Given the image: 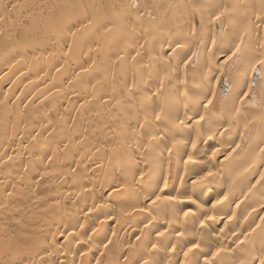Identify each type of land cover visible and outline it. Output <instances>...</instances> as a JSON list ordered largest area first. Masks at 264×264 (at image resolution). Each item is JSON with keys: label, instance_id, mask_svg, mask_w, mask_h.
<instances>
[{"label": "bare ground", "instance_id": "bare-ground-1", "mask_svg": "<svg viewBox=\"0 0 264 264\" xmlns=\"http://www.w3.org/2000/svg\"><path fill=\"white\" fill-rule=\"evenodd\" d=\"M149 2L0 0V264H264V0Z\"/></svg>", "mask_w": 264, "mask_h": 264}, {"label": "rangeland", "instance_id": "rangeland-1", "mask_svg": "<svg viewBox=\"0 0 264 264\" xmlns=\"http://www.w3.org/2000/svg\"><path fill=\"white\" fill-rule=\"evenodd\" d=\"M61 1V0H60ZM150 0H145V5L147 6L148 10H147V16H150V14H154L156 9L150 4L149 2ZM69 5H71V3H69ZM134 6V4L132 5ZM13 22L11 20H7L4 24H8V22ZM14 24H16L15 22H13ZM163 28V21H159L157 22V20H155V23L153 25V29L154 30H160ZM200 36V35H199ZM258 44V40L255 41ZM211 45H206L204 50H207L208 48H210ZM10 46L9 45H5L4 47V51L8 52L10 50ZM110 48L105 45L101 51L103 52H107L109 51ZM243 51V47L239 46L236 51H235V56L234 59L232 61H234V63L230 64V66L227 68L226 71H224L223 75L219 78V82L216 88V94H215V99L212 102V105L216 107V111H219V102L221 97H223L227 91L231 88V86L234 84L233 79H231V76L234 72L235 69L238 68V62H239V54L240 52ZM245 63L250 62L249 58H245L244 59ZM244 63V64H245ZM235 65V66H234ZM261 63H257L253 70H252V74H251V80H252V85H251V89L248 90V95L249 97H247L246 100H248L247 102L253 106L259 105L260 103L262 104V100L264 98V96H262V93L264 92V73L260 68ZM248 75H247V79H248ZM247 79L245 81V86L243 87V91H246L247 88ZM9 208V207H8ZM15 217V215H14ZM17 220L21 219L22 216L17 215L15 217ZM263 221H264V217H263ZM3 228H4V235L6 237H11V236H15V234L18 232V228L16 226L15 222H4L3 223ZM61 240L60 237V233L56 234L53 238V241L55 244H58L59 241Z\"/></svg>", "mask_w": 264, "mask_h": 264}]
</instances>
